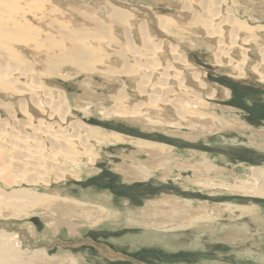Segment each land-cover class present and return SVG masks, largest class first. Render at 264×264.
I'll return each mask as SVG.
<instances>
[{
    "label": "rangeland",
    "instance_id": "1",
    "mask_svg": "<svg viewBox=\"0 0 264 264\" xmlns=\"http://www.w3.org/2000/svg\"><path fill=\"white\" fill-rule=\"evenodd\" d=\"M98 1L42 0L19 3L24 9L27 8L28 12L19 17L18 24L22 23L26 28L30 24L31 31L22 29L19 31L23 35L18 31L16 35V32L11 35L12 38H20V40L23 37L26 38L24 35L28 36V40L23 39V43L12 42L11 37V39L5 37L10 41L4 43L2 32L0 33V43L6 44V46L3 45L2 54L0 52V70L3 68L7 70L6 72L2 70L4 73L13 69L21 72L26 70L25 78L21 82L28 91L23 89L21 94L17 93L18 89L14 87H18V84H7L2 81L5 77L0 75L2 79L0 98L5 101L6 106L12 104L11 107L14 108V103L22 98L31 97L29 90H32L34 86H43L39 91L32 93V98L35 96L38 100L42 97L45 100V94L48 95V99L56 103L60 100V95L64 93L72 122L81 120L99 130L105 129L125 137L166 145V149L175 160L171 165L174 169L169 178L164 176L162 171H157L148 181L130 183L121 172L122 167L131 166V157L141 162L149 159L146 155L136 154L137 150L134 146L123 141L121 144H110L105 147L106 149L102 151L103 160L98 162L97 170L89 172V168L84 167L82 181L77 182L76 179L67 177L56 182L53 181L55 175L52 172L49 175L52 182L48 185L38 181L37 177H40L41 170L37 171L40 174L36 175L35 170L27 171L28 169L22 165H15V163L13 166L11 163L12 169L11 164H6L9 162L6 161L5 147L2 145L0 147V264H54V262L62 264L60 261L64 253L81 256V264H264V197L238 191L241 182H250L252 179L251 168L253 167L262 169L258 182L259 186H264V172H262L264 171V146L261 141L263 137L257 135L264 131V84L256 80L254 76L249 79L235 78L226 69L214 65L212 59L216 51L214 43L220 39L216 36L218 20L210 17L213 15V12L210 15L212 10L210 6L213 1L115 0L117 5L108 0L114 8L123 9L124 5L143 8L147 14L137 12L135 16L143 15V18L146 16L147 20L152 16L155 17L156 14L172 15L177 27L172 25L171 35H167L168 40L173 44L181 45L182 53H185L187 60L203 72L205 80L216 89L217 93L209 100V103L216 109L218 117L223 116L226 120L238 117L247 125L245 131L230 127L221 129L220 126H215L219 129L210 133L208 129L196 130L194 134L201 135L195 140L166 131L144 129L141 123H131L133 121L127 118H104L97 112L102 107L115 105L117 98L114 92L121 82L132 86L133 82L130 83V80L138 70L133 61L140 58L142 62L138 61L145 66L149 64L148 59H150L149 55H147L148 58L145 55L147 53H143L145 49L136 42L134 46L138 49L135 50L141 51L142 58L139 56L141 54H137L139 58L133 60L135 56L129 53L122 37L123 28H112L106 21L99 17L97 19L93 11L80 6L81 3L86 2L89 6L95 5ZM254 1L221 0L224 11L227 10L228 13L232 10L228 14L229 16L233 14L235 19L238 18L239 22L235 20L237 23L245 21L250 23L248 25L260 27L259 25H264V15L259 11V4H255ZM57 2L60 4L58 5ZM202 3H207L208 12L205 5V10L204 7L202 8ZM5 6L4 4V9ZM182 6H189L187 7L189 10L183 11ZM51 7H56L59 12L53 13L54 10L50 9ZM9 9L11 8H7L6 12ZM49 10H52V13ZM4 13L1 12V15ZM192 13L196 14L194 21L191 20ZM17 18L11 20L1 17L0 31L4 33L5 28L15 24ZM190 21L191 25L188 24V22L191 23ZM152 24L150 23L149 28L154 26ZM188 25L191 27L188 28ZM178 27L184 30H178ZM152 31L155 35H159L157 27H153ZM191 31H194V35L198 33L199 36L192 40ZM212 34L216 36L213 39L210 36ZM210 46H213L212 49ZM148 49H150L149 46H147ZM5 54L7 55L4 58L10 61L18 60L14 64L11 61L8 65L3 62L5 66L7 65L6 69L1 63ZM16 54L18 59L14 57ZM143 54L146 57H143ZM157 56L160 57V53ZM158 57L155 58L157 61L160 60ZM128 60L132 62L126 66L128 74L119 75L121 63ZM157 61L152 62L156 64L153 68L161 64V60L158 61L159 64ZM102 67L107 68L106 72L96 74L97 70L103 69ZM112 79L114 82L111 81ZM155 81L159 82L158 77ZM227 91L230 92V97L226 96ZM26 93H30V96H25ZM133 95L134 93H131V99H136ZM137 97L136 101L146 99L145 96ZM151 103L153 104L154 101ZM3 107L1 106L0 109L4 110ZM182 107H186L185 104ZM36 110L34 117L40 119L42 116L37 108ZM61 110L63 109H58V112ZM60 112L57 117L61 115ZM186 112L183 109V113ZM0 115L3 117L0 116V119H7V114L3 111ZM17 118L22 119V114H19ZM159 120L155 122H160ZM103 130L100 131L105 134ZM170 130L176 129L170 128ZM253 130H256V134ZM182 131L185 134L192 132L188 128H182ZM201 163H204L203 167H209L212 171L210 170V175L204 174L203 179L205 177L206 180L208 177L207 180H200L198 184L194 171L195 166L200 168ZM137 164L136 166H139ZM183 164L191 168L182 171L176 166ZM16 167H18L17 170ZM21 175L25 177L22 178L24 181L21 180ZM33 175H36L37 182ZM211 178L213 179L210 180ZM208 179L216 184L222 183V186L208 189L202 187L201 184H206ZM12 181L22 182L15 183L16 187H13V184L10 185ZM8 193L15 194L10 197L6 195ZM57 193H59L58 196ZM1 195L5 197L4 204H2ZM172 197L186 200L195 207H200L202 204L218 207L221 209V215L217 218L218 221L212 223L199 222L195 227L186 226L182 231L156 232L152 237H145V229L134 225L136 224L134 222L131 223L130 214L133 213L132 218L141 223L140 220L143 218L141 213L147 210L150 203ZM76 200L79 203L85 202L108 208L112 212V218L98 223L95 227L90 224L83 225L79 234L72 236L68 228L64 227L60 234H55L57 229L55 226L61 224L65 217V207L75 203ZM7 204L11 205L7 206ZM226 232H234L236 235L233 239H229L225 237ZM16 243L18 245L14 247ZM41 256L42 260H40ZM38 258H40L39 261Z\"/></svg>",
    "mask_w": 264,
    "mask_h": 264
},
{
    "label": "bare ground",
    "instance_id": "2",
    "mask_svg": "<svg viewBox=\"0 0 264 264\" xmlns=\"http://www.w3.org/2000/svg\"><path fill=\"white\" fill-rule=\"evenodd\" d=\"M25 1L38 2L42 0H0V18L7 17L8 19L12 20L13 18L18 17L17 20H15L16 22L15 24L5 28L4 33L3 31H0V33L2 32V36H3L2 40L4 43L10 41L8 39L12 38L11 35H13L14 32L18 31L21 34L20 31H22V29L23 31L29 29L30 24L28 28H26L24 25L25 30L22 23L18 24L19 17H22L24 14L28 12V10H26L27 8L24 9V7L20 6L19 4ZM111 1L115 2V0L114 1L111 0ZM212 1L213 2L211 3L210 9L214 11L211 10L210 11L211 13L210 12L209 13L211 15L213 12V15H211L210 17L212 19L215 18L214 20H218L217 22L219 23L217 27L218 32L216 31L215 32H216V36L220 39L215 41L214 43L216 47V51H214L212 55L214 65H218L226 69L228 73L235 78L249 79L252 76H254L256 80L264 84V25L262 26L259 25L260 27H254L252 25H248L250 23H247L245 21H241V23H237L239 22L237 21L238 18L235 19L236 17H233V14H231V16H229L230 14H228L232 12V10L230 11L228 9L229 10L228 13L226 12L227 10L224 11V8H222L223 5L221 0H215V1L212 0ZM203 2H206V0H204ZM30 3L29 5H31ZM57 3L58 5L60 4L59 2ZM254 3L259 4V11L261 12L262 15H264V0H255ZM4 4L6 5L5 9L3 7ZM121 4L123 5V2ZM206 4L207 3L201 6L203 8L205 5L206 10L208 12L209 10L207 8H209V6L207 7ZM80 6L82 8L87 9L88 11H93L97 15V16L95 15L97 19L99 17L101 20L106 21L108 24L111 25L112 28L113 27L123 28L122 37L125 41V45L129 49V53L131 55L134 54L135 56V57L132 56L134 57L133 60L139 58V56L140 57L142 56L140 50L139 51L135 50L138 49L134 46L136 45L135 44L136 42H138L141 45V47L145 49V52L143 53L144 54L147 53L145 55L146 56L149 55L150 57V59H148L149 64L145 66L143 63H141L142 59L140 58L138 60H141V62L138 60L133 61V63L137 65L138 70L133 78L131 76L132 79L130 80V83L133 82L132 86H128L126 83L121 82L116 92H114L117 98L115 105L105 106L100 108L97 112H99L101 116L109 119L112 117L131 119V121H133L131 123H135V122L141 123L144 129L150 128L159 131H166L167 133H171L176 136H182L190 140H195L201 135V134L195 135L194 132L196 130L203 131L204 129H208L209 131L208 133H210L219 129V128L216 129V127L219 126L221 129L230 127L245 131L247 125L244 122H242L238 117L236 118L232 117L229 120L224 119L223 116L221 118L218 117L216 113V109L209 103V100H211V98H213V96L216 95L217 93L216 89L213 88L205 80L204 73L196 69V67L187 60L185 53L184 52H183L184 54L182 53L181 45L177 43L173 44L168 40L167 35L170 34V29L172 28V25H174V27H177L175 26L176 20L174 21L173 19L174 17H172V15L156 14V16L154 15L155 17L152 16L147 20L146 16L145 18H143V15L147 14V12L143 8L141 9V7H137V6L133 7L130 5H124L125 7H123V9L114 8L113 5L111 6L108 0H99L95 5H90V6L88 2L81 3ZM89 7L90 9H88ZM185 7L182 8L183 11L185 9L187 10L188 9L187 7L189 6H185ZM7 8H11V9H9L6 12ZM52 8L54 10L53 13L55 11L59 12L56 7H51L50 9ZM10 10L12 11L9 12ZM49 11L50 13H52V10ZM1 12L3 13L6 12V13H4V15H1ZM14 12L16 14H13ZM137 12H141L143 14L141 15L142 17L139 16L136 17L135 15ZM202 12L203 9L201 13ZM192 17L193 18L191 20L194 21L196 14L192 13ZM136 19L138 21H136ZM209 21L214 22L212 20ZM150 23H153L152 25H154L151 26V28H149ZM188 24L191 25L192 22L191 23L188 22ZM155 25L157 27V30L159 31V35H155V32L152 31L153 27L156 28ZM182 26L186 28L185 25L182 24ZM214 26L217 25L214 24ZM111 27H110V31L113 30V29L111 30ZM187 27L190 28L191 26L188 25ZM29 30L31 31V29ZM178 30H184V29L183 28L179 29L178 27ZM16 34L17 32L15 33V35ZM197 35L198 33L194 35V31H191L190 33V37L192 38V40L194 38H197ZM24 36L26 38L23 37L21 38V40L20 38L17 39L12 38L11 41L12 42L14 41L15 43L16 42L23 43L24 42L23 39L28 40V36L26 35ZM210 36L212 37V39L216 37L215 35L214 37L213 34ZM5 37L6 38L8 37V39H5ZM170 39L172 40V38ZM3 45L4 44L0 43V52L3 49ZM4 46H6V44ZM147 46H149L150 49L147 50ZM213 46H210V48L212 49ZM159 53H160V57L157 56ZM137 54H141V55L137 56ZM144 54L143 57H146ZM6 55L7 54L3 55L4 60L1 59L2 61L1 63L2 64L7 63L8 65L9 63H11L12 59L10 58L11 59L10 61L6 57L4 58V56ZM253 56L255 59L253 58ZM14 57L15 59H18L17 54ZM19 57L21 56L19 55ZM156 57H158L161 60V64L158 65L156 68H153L155 63L152 64V62L157 61L155 59ZM158 61L157 63L159 64L160 62ZM129 63H132L131 60L121 63V65L119 64L121 66L119 75L124 76L128 74L126 66H128ZM5 64L3 67H5L6 69L7 65L5 66ZM102 68L103 69L97 70L96 74H103V72H106L107 68L106 67H102ZM2 70H4V68ZM2 70H0V75H2L5 78H3L2 80L0 76V81L2 80L7 84L9 83L18 84L17 85L18 87H14L18 89L17 93L20 92L22 93L23 89H25L26 92L28 91V89L24 87L23 82H21V80L25 78L24 72H26V70L21 72L18 69L17 70L13 69L10 71L8 70L7 73H4L7 70H4V72ZM157 77L159 80L158 83L156 82L157 80L155 81V78L157 79ZM35 80L36 79H34V81ZM40 80H38V82ZM111 81L114 82L113 79ZM28 87L31 88V86ZM41 87L34 86L32 90H29L31 91V97L30 98L27 97L24 99L22 98V100H19L18 102L14 103L15 106L14 108L11 107L12 104H8L6 106L4 104L5 101L1 100L0 98V108L1 106H4L3 107L4 110L0 109V112L3 111L4 113L7 114V119L4 120H2L3 117L2 115H0L2 117L0 119V144H1L0 147H2V145L5 147L4 155L7 158V160L5 158L4 159L9 162L6 164L12 163L14 166V164L16 163L15 165H19V166L22 165L28 169L27 171L30 170L31 172L35 170L36 175H39L40 173L39 172L37 173V171L41 170V174L44 176L40 174V177L37 178H39L38 181H41L44 184L49 185L52 182L50 181V176H49L50 174H52V172H54L55 175L53 181L59 182L60 180L65 179L67 177H72L76 179L78 182V180L82 181L84 178L83 176L84 167L89 168L88 169L89 172H93L97 170L96 166L98 162L100 163V161L103 160L102 151L106 149L105 147H107L110 144L118 145L123 143V141H125L131 143L134 146V148L137 150L136 154L146 155L149 159L147 161L141 162L138 161V159L136 160L134 157H131L130 158L131 166L127 167L126 165H124L121 170L126 180H128L130 183L148 181V179L155 176L157 171L158 172L162 171L164 176L169 178L170 174L172 173L171 172L172 169H174L171 165L174 163L175 160L166 149V145L164 146L159 143L157 144L155 142L152 143V142H147L145 140L143 141L140 139L139 140L133 139L105 129L104 130L100 129L105 132L104 134L101 133L99 128L95 126H89L81 120L72 122L69 118L70 110L66 106L67 99L64 93L60 95L59 101L57 98L58 102L56 103L55 102L53 103L50 99H48V95L45 94H44L45 100H43V97L42 99L39 100L35 96L34 98H32V93L36 92L37 90L39 91ZM45 90H47L46 87ZM131 93H134L133 96L136 99L134 98L131 99L130 97ZM13 94H16V92H14ZM27 95L30 96V93L25 94V96ZM137 96L140 97L145 96L146 99L143 101L141 100L136 101L138 100ZM226 96L230 97L229 91H227ZM109 98H111V96ZM153 101L154 103L152 104L151 102ZM184 104L186 107H182V105L184 106ZM36 108L38 109V113L41 114L40 116H42L40 119L34 117ZM58 109H63L61 110V112L59 111L61 114L59 115V117H57V114H59ZM151 109L156 111H152ZM183 109L184 111L186 110L187 112L183 113ZM19 114H22L23 116L22 119L17 118ZM37 116L39 117V115ZM158 120L160 122H155ZM183 120L185 123L182 122ZM170 128H175L176 130L171 131ZM182 128H188L192 132L189 134H185L182 131ZM253 131L254 134H256L255 133L256 130ZM17 134L20 136H18ZM257 135L258 136L261 135V137H263L261 141L263 142L262 145L264 146V141H263L264 131L259 132ZM1 150H2V156H4L3 149ZM136 163H138L137 165L139 166H136ZM175 163H177V161ZM12 164L10 166H12ZM203 164L202 163L200 164L201 165L200 168L195 166L196 170L194 172L197 183L200 182V180L202 181L205 180V177L203 179L204 174L210 175L209 172L212 171L211 168L209 167H203L204 166ZM176 166H178L182 171L187 170L190 167V166L189 167L185 166L184 164L181 166L180 165H176ZM205 166H207V164ZM24 167L23 169L25 170ZM17 168L18 167H16L15 169L17 170ZM251 170H252V179L250 180V182L247 181L241 182L238 187V191L247 194L248 193L254 195L259 194L262 197H264V186H259V182H258L260 176L259 173L261 172L262 169L253 167L251 168ZM46 171H49L50 173ZM21 173L23 174V172ZM36 175H33L34 178ZM0 176H1V172H0ZM22 176L23 175H21V180L24 181L22 178L25 177ZM212 179L213 178H211L210 180ZM210 180L207 181L206 184H201L202 187L207 189L215 188L216 186H220L222 184L218 182H217L218 184H216L214 183V181H210ZM22 181L20 182L12 181L13 183H11L10 185L13 184V187H16V184L17 183L21 184ZM29 182L34 184L37 181L36 182L29 181ZM13 194L15 193H8L6 195L11 197L13 196ZM58 194L59 193H57V196ZM3 198L5 197L1 195L2 204H4ZM16 198L18 199V197ZM77 201L78 200H76L75 203L73 204L69 202V204L71 205L70 206L67 205L65 207V217L63 218V222L61 224L59 225L57 224V226H55V228L57 227V229H55V234L56 233L57 235L60 234L61 229H63L62 227H64V228H68V230L70 231V236H72L75 235L76 233L79 234V230L83 227V225L86 226V224H90L93 225V227H95L98 226L97 225L98 223L112 218V212L108 208H105L101 205H93L85 202L79 203ZM8 205L11 204H7V206ZM14 205L17 206L16 204ZM11 207H13V205ZM220 213H221V209H219L218 207H210L208 204H202L200 207H195L186 200H181V199L179 200L172 197V198H164L161 201H155L150 203V205L147 207V210L141 213V216L143 217L142 220H140L141 223L132 218L134 216L133 213L130 214V219H131V223L134 222L136 223L134 225L140 226L145 229L144 230L145 232L143 231L146 235L145 237L148 236L152 237L153 235H155L156 232L168 233V232H174L176 230L182 231L184 230L183 228H185L186 226L195 227L196 224H198L199 222L212 223L218 221L217 218L221 215ZM235 235L236 234L234 232L225 233V237L229 239H233ZM17 245L18 244L16 243L14 247H16ZM42 258H43L42 256L41 259L38 258V261L39 259L42 260ZM81 258H82L81 256L79 257L74 256L71 253H64L63 259H61L60 263L81 264L80 262ZM46 260L47 259H45V261ZM56 263L57 262H54V264Z\"/></svg>",
    "mask_w": 264,
    "mask_h": 264
}]
</instances>
